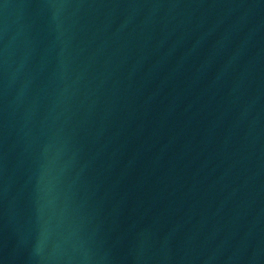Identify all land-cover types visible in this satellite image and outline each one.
<instances>
[{
  "label": "water",
  "instance_id": "1",
  "mask_svg": "<svg viewBox=\"0 0 264 264\" xmlns=\"http://www.w3.org/2000/svg\"><path fill=\"white\" fill-rule=\"evenodd\" d=\"M0 264H264V0H0Z\"/></svg>",
  "mask_w": 264,
  "mask_h": 264
}]
</instances>
